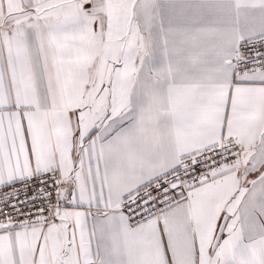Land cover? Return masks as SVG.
<instances>
[{
  "label": "snow or ice",
  "instance_id": "6c2138e0",
  "mask_svg": "<svg viewBox=\"0 0 264 264\" xmlns=\"http://www.w3.org/2000/svg\"><path fill=\"white\" fill-rule=\"evenodd\" d=\"M0 264H264V0H0Z\"/></svg>",
  "mask_w": 264,
  "mask_h": 264
}]
</instances>
